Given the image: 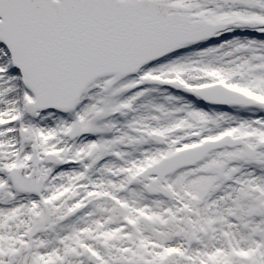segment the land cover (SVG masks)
<instances>
[{
  "label": "snow or ice",
  "instance_id": "obj_1",
  "mask_svg": "<svg viewBox=\"0 0 264 264\" xmlns=\"http://www.w3.org/2000/svg\"><path fill=\"white\" fill-rule=\"evenodd\" d=\"M0 264H264V0H0Z\"/></svg>",
  "mask_w": 264,
  "mask_h": 264
}]
</instances>
